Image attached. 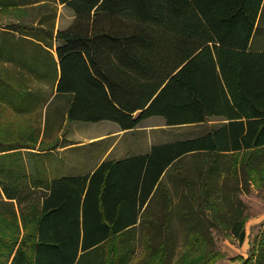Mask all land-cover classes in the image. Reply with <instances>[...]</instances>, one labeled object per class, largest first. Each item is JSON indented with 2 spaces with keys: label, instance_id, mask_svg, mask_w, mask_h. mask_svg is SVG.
Returning a JSON list of instances; mask_svg holds the SVG:
<instances>
[{
  "label": "trees",
  "instance_id": "obj_1",
  "mask_svg": "<svg viewBox=\"0 0 264 264\" xmlns=\"http://www.w3.org/2000/svg\"><path fill=\"white\" fill-rule=\"evenodd\" d=\"M263 13L264 0H0V264H209L212 231L243 244L240 195L264 186ZM153 117L218 124L81 174L23 151L57 149L71 123ZM257 244L241 264H264V230Z\"/></svg>",
  "mask_w": 264,
  "mask_h": 264
},
{
  "label": "rangeland",
  "instance_id": "obj_2",
  "mask_svg": "<svg viewBox=\"0 0 264 264\" xmlns=\"http://www.w3.org/2000/svg\"><path fill=\"white\" fill-rule=\"evenodd\" d=\"M72 13L62 6L59 7V13L56 20V28L63 29L72 21ZM262 22L264 23V13L262 14ZM263 37H258L261 39ZM257 41V40H256ZM45 93L46 87L41 86ZM218 124L216 120H210L201 126L187 127H167L163 119H150L139 125L141 131L135 130L128 134L118 133V128L107 122L96 124L90 123H71L65 126L64 130L58 134L59 145L57 149L50 151H28L40 154L45 160L44 165L47 166L49 172L56 171V175H72L81 174L93 170L101 161L105 152L108 150V144L117 143L119 146H125L144 143L146 147L149 143H165L190 138L207 132L212 126ZM155 125L157 130L151 132L150 128L144 126ZM105 135H108L106 137ZM104 136L95 140L94 137ZM66 145V147H62ZM38 147V146H36ZM51 153V154H49ZM125 152H114L113 158H121L131 154ZM248 185V192L240 195L241 200L246 206L245 221L246 240L243 244L223 231H212L214 240V252L218 253L217 257L209 264H241L242 260H246L250 255L252 248L258 246L261 241V234L264 230V186L256 188L253 184Z\"/></svg>",
  "mask_w": 264,
  "mask_h": 264
},
{
  "label": "crops",
  "instance_id": "obj_3",
  "mask_svg": "<svg viewBox=\"0 0 264 264\" xmlns=\"http://www.w3.org/2000/svg\"><path fill=\"white\" fill-rule=\"evenodd\" d=\"M155 118H158V117L149 118V119L143 121L142 123H144L146 121L149 122L150 119H155ZM107 123H110V122H107ZM111 124L115 125L118 128V131L117 132L118 133H122V134H128V133L134 132L135 130H138V131H141L142 130V129H139V127H137L134 130L121 131L120 128L116 124H114V123H111ZM141 124H140V126H141ZM144 127H145L144 129L150 128L151 132H154L155 130H157L156 129L157 126H155V125H147V126H144ZM105 136L108 137V135H105ZM103 137L104 136H97V137H94L93 139L98 140V139H101ZM157 144H163V143H153L152 144V142H151V143H149V145L147 147H146V145L144 143H137V144L125 146V148H122V147L119 146V149L116 147V145H117L116 142H114L113 144H108V146H109V147H107L108 150L105 152V155L102 157L101 161L96 165V167H98L105 160H120L122 158L127 157V156H123L121 158H113L114 152H117L118 153V151H121V152H125V154H127L131 150L132 153L131 154H128V156L143 155V154L148 153L149 150H150V148L153 145H157Z\"/></svg>",
  "mask_w": 264,
  "mask_h": 264
}]
</instances>
